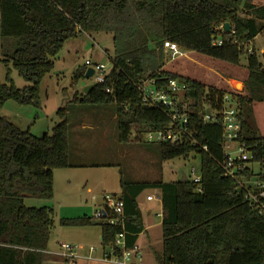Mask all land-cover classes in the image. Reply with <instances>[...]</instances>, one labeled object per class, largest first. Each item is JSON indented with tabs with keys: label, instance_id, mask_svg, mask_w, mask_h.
I'll list each match as a JSON object with an SVG mask.
<instances>
[{
	"label": "trees",
	"instance_id": "obj_1",
	"mask_svg": "<svg viewBox=\"0 0 264 264\" xmlns=\"http://www.w3.org/2000/svg\"><path fill=\"white\" fill-rule=\"evenodd\" d=\"M227 21L230 29L221 30ZM0 30L4 39L14 38L17 43L13 54L3 59L8 72L7 81H0V109L9 100L41 106V82L52 72L54 58L82 32L111 33L114 54L104 82H96L81 97L77 92L74 101L115 103L120 141L141 142L147 132L164 130L170 121L168 108L145 105L137 86L140 80L153 78L158 87H167L175 79L189 86L179 107L186 105L189 130L198 144L186 135L182 142H158V146L162 161L199 154L201 182L187 176L176 181L121 178L120 193L114 195L124 202V229L90 216L61 218V225L99 224L104 257L120 256L123 249L116 238L123 231L126 248L136 244L144 230L137 197L152 188L160 191L163 205L159 264H264V214L253 208L237 179L225 175L221 121L203 120L207 109L222 110L224 95L232 94L242 123L238 140L252 154L239 174L249 180L259 164L257 176L264 181V135L254 110V103L264 100V63L256 46L248 51L257 35H264V0H0ZM219 35L222 44L214 45ZM166 40L234 65L245 55L246 92L174 70L175 60L165 63ZM10 65L28 85L14 84ZM86 69L85 64L77 67L74 83ZM56 113L59 121L51 134L43 136L0 115V264L47 261L55 210L27 206L25 199H51L54 170L80 166L70 161L69 107L61 106Z\"/></svg>",
	"mask_w": 264,
	"mask_h": 264
},
{
	"label": "rangeland",
	"instance_id": "obj_2",
	"mask_svg": "<svg viewBox=\"0 0 264 264\" xmlns=\"http://www.w3.org/2000/svg\"><path fill=\"white\" fill-rule=\"evenodd\" d=\"M225 25V24H224ZM230 29V28H229ZM252 46H256L260 60L264 63V35H257L254 44L248 47L251 52ZM17 43L14 38H3L0 30V81H7L8 68L3 59L11 56ZM184 56L173 61V69L180 73L202 79L213 84L228 85L229 90L246 92L245 78L247 76L246 56L242 55L241 63L238 65L214 59L193 50L187 51ZM113 35L108 32H82L78 37L69 39L54 58L55 66L41 82L40 97L41 106L22 105L14 100H9L16 108L21 109L22 114L32 110V126L25 122H18L36 136H43L45 132L52 133L53 127L59 121L57 110L61 106L69 107V143L70 161H79L83 166L59 168L54 170V195L51 199L26 198L27 206H49L55 210V226L52 229V236L48 250L59 252L60 255L69 253L62 247V242L69 244L79 241L85 242V248H89L94 240V247L101 244L97 231L101 230L99 224L79 229L78 226H63L60 224L62 217L93 218L96 210L101 208L104 202L105 192H120V180H159L176 181L187 176L189 180L201 174V157L193 153L188 158L177 157L168 161H162L158 142L148 140L144 135L141 142L120 141L117 136L116 104H88L75 102L77 92L79 96L84 93L86 85H93L96 76L83 77L74 83V72L78 66L84 65L87 59L91 62H98L107 70L112 68L113 56ZM171 56L165 52V63H171ZM11 67L10 77L18 88H23L29 83L25 81L18 71ZM239 81L242 84H236ZM15 109V108H14ZM254 110L257 121L264 135V100L254 103ZM211 110L207 109V113ZM2 112H0V115ZM39 114V116H37ZM102 119V120H101ZM104 120V121H103ZM19 121V120H18ZM36 121V123H35ZM104 122V126L110 132L102 134L100 129H81L82 122L89 124ZM233 155H238V145L235 142L231 148ZM194 168V170H192ZM255 174L250 179L254 184L260 165H254ZM248 183L247 180H243ZM91 187L92 191H88ZM157 189H146L141 193L140 201L153 202L156 204V197L153 201L146 199L148 194L157 193ZM152 203V204H153ZM155 218V214L152 215ZM83 230L82 233H79ZM94 233H93V231ZM154 236L156 249V226L150 231ZM160 229L157 230V233ZM101 247V245H100ZM99 247V249H100ZM98 249V250H99ZM63 256H61L62 258ZM62 260V259H61Z\"/></svg>",
	"mask_w": 264,
	"mask_h": 264
},
{
	"label": "built area",
	"instance_id": "obj_3",
	"mask_svg": "<svg viewBox=\"0 0 264 264\" xmlns=\"http://www.w3.org/2000/svg\"><path fill=\"white\" fill-rule=\"evenodd\" d=\"M225 27L221 25V30ZM214 45H221L222 38L219 35L214 39ZM163 50L171 57V61L186 54L185 49L181 48L176 42L166 40L163 44ZM189 51V50H187ZM86 67H92L94 69V76H96L97 82H104L107 75L105 66L98 62H91L90 59L85 61ZM143 102L148 107L162 105L168 108L169 112V124L167 128L155 132H147L145 135L148 140L155 142H182L184 136L189 135L192 138L193 144L197 145L193 133L189 130V116L187 113V107L184 105L181 109L179 104L182 101L183 93L188 90L189 86L185 82H179L172 79L167 84V87H158L156 80L153 78L142 79L137 84ZM110 91V88L107 89ZM237 99L230 93H227L223 97V107L220 111H211L203 115L205 122L217 123L221 121L223 127V147L226 153V159L224 164L225 175L233 176L237 179L240 187L246 190V197L250 200L251 205L259 213L264 214V181L259 176L255 180L254 184L245 183L241 178L239 171L246 167L244 163L246 160L252 158L249 148L245 144H241L238 140L242 123L238 117ZM221 120H220V118ZM237 142L238 155L231 153L233 144ZM206 149V146H203ZM242 161L243 163H238ZM194 170V168H192ZM193 182H201V174L194 177ZM250 182V179L247 180ZM198 190L201 187L198 186ZM104 202L99 210H96L93 216V220L97 222H104L112 225H120L124 229V202L118 196L111 193H105L103 195ZM151 198V196L149 197ZM63 248L69 250V253L63 254L64 256H72V245L69 243H62ZM116 245L123 249L120 256H114L112 259L121 264H144L136 261V257L140 256V250L138 244H135L131 248H126L125 233L122 231L116 238Z\"/></svg>",
	"mask_w": 264,
	"mask_h": 264
},
{
	"label": "crops",
	"instance_id": "obj_4",
	"mask_svg": "<svg viewBox=\"0 0 264 264\" xmlns=\"http://www.w3.org/2000/svg\"><path fill=\"white\" fill-rule=\"evenodd\" d=\"M256 38H255V41H256ZM16 107L17 106H14L11 104V102L7 101L3 105V107L0 109V112H2L1 115L6 116L12 123L17 125L21 129H24V128L18 122H21V123L25 122V124L28 127L32 126L33 124L32 123L33 121L32 120V115H33L32 110H29L28 112H26V114L23 115L21 112L22 110ZM115 114H116V111H115ZM37 116H39V114ZM100 122L101 123L96 122L97 124L94 125L95 127H92L93 123L86 124L82 122L81 129H85V128L93 129V130L100 129L98 131L100 135L102 134L104 135L105 133L109 134L110 131L108 129L104 127L103 128L100 127L101 125L102 126L105 125V124L103 125L104 122L102 121ZM27 130H29V128ZM71 162L73 164L80 165V167L83 166V163L79 161H71ZM76 167H79V166H76ZM139 181H143V180H139ZM147 181H150V180H147ZM88 191L91 192L92 188L89 187ZM105 193L119 194L120 192L111 191V192H105ZM140 196L141 194L137 197V201H138L139 207L143 214L144 230L138 235V238L136 241V244H138L139 250H140V256L136 257V261L140 263H144V264H159L160 258L163 255V235H162L163 205H162V201L160 197V191L158 190L157 193H155V195L148 194L146 197V199L149 201H153L156 197V204H154L153 202H146V201L141 202ZM150 196L151 198H149ZM153 214H155L156 216V221H155V218L152 216ZM76 217H79V216H76ZM62 218H70V217H62ZM90 226H93V225L78 226V228L83 229L84 227H90ZM155 226H156V249L154 245V236L150 232ZM158 229H160L159 233H157ZM82 231L83 230H80L79 233H82ZM96 236H98L99 241H101V238H102L101 230L97 231ZM62 243H66V242H62ZM94 244L95 242L93 240L92 244L90 245L88 249L85 248L86 244L84 241H79V242H76L75 244L74 243L70 244L72 245V250H71L72 256H64V255H60L59 252H53V251L47 250L46 252L48 254V258L45 264H121L113 260L112 258H105L104 252L101 249L100 245L97 247H94ZM61 256L63 257L61 258Z\"/></svg>",
	"mask_w": 264,
	"mask_h": 264
},
{
	"label": "water",
	"instance_id": "obj_5",
	"mask_svg": "<svg viewBox=\"0 0 264 264\" xmlns=\"http://www.w3.org/2000/svg\"><path fill=\"white\" fill-rule=\"evenodd\" d=\"M229 28H230V22L227 21V22H225V29L228 31ZM93 74H94V69H93L92 67H88V68L86 69V72H85L84 77L89 78V77H91ZM236 84H242V83L239 82V81H237ZM91 88H92V85H86V86L84 87V93H88L89 90H90ZM182 179L185 180V179H186V176L184 175Z\"/></svg>",
	"mask_w": 264,
	"mask_h": 264
}]
</instances>
